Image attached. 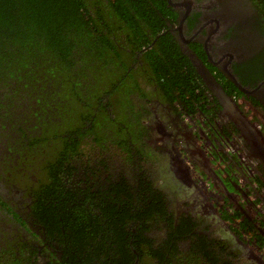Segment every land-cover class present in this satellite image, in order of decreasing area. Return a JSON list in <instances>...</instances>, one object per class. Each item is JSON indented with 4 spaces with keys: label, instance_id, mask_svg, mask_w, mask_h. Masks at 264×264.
Wrapping results in <instances>:
<instances>
[{
    "label": "flooded vegetation",
    "instance_id": "1",
    "mask_svg": "<svg viewBox=\"0 0 264 264\" xmlns=\"http://www.w3.org/2000/svg\"><path fill=\"white\" fill-rule=\"evenodd\" d=\"M234 2L249 11L241 25L229 21L231 13L222 12ZM162 3L168 10L157 13L162 29L146 28L149 45L134 54L130 73L136 83L128 79L132 91L127 98L119 92L126 68L115 70L111 85L105 82L113 78H101L107 86L96 92L100 64L95 61L86 71L79 66L86 77L84 86L72 87L69 93L62 84H53L54 78H44L32 84L24 80L16 98L0 97V264H45L59 258V240H66L62 213L91 210L105 202L107 209L117 204L128 210L119 227L130 235L122 233L118 244L130 245L136 264H264V5L261 0ZM160 39L173 42L194 72L189 88L177 93L174 102L158 95L157 84L146 81L142 86L140 70L133 72L146 64L145 52L168 47H159ZM241 51L250 56L244 58ZM204 71L237 106L236 123L220 101L223 96H215L204 83ZM200 82L206 90L196 95ZM75 92L93 100L96 120L93 114L79 120L80 125L74 123ZM111 97L125 101L123 121L112 114ZM153 116L163 131L148 125ZM119 131L123 135L118 137ZM83 133L92 140L78 137ZM55 145L60 150L50 151ZM52 153H61L55 156V168L64 160L66 166L49 175L52 168L46 170L53 177V189L48 190L50 183L39 173L52 165ZM233 156L235 162L230 161ZM217 158L225 172L221 179L214 166ZM138 167L146 169V175ZM237 184L246 196L229 200L227 193L235 194ZM205 209L206 216L196 214ZM48 211H55L59 225ZM213 215L229 235L200 231L204 224L207 230L214 226L207 225ZM140 236L145 238L142 243L137 241ZM144 244L145 251L138 254L136 247Z\"/></svg>",
    "mask_w": 264,
    "mask_h": 264
},
{
    "label": "trees",
    "instance_id": "2",
    "mask_svg": "<svg viewBox=\"0 0 264 264\" xmlns=\"http://www.w3.org/2000/svg\"><path fill=\"white\" fill-rule=\"evenodd\" d=\"M261 1L264 5V0ZM164 11L168 12L162 0H0V97L8 100L16 98L24 80L32 84L33 80L44 78H54L53 84H62L64 88H69V93L72 87L83 85L82 80L77 81V77L83 74L78 71L79 66L83 64L82 70L86 71L88 65L95 61L100 64L97 74L100 72L102 78H113L105 82L107 85L115 83L117 68H126L128 74L120 83L119 92L127 98L132 91L131 80L128 79L136 83V77L134 79L130 73L133 68L130 66L136 60L134 54L149 45L146 28L162 29L157 13L163 15ZM162 40L158 42L159 47L161 43H165ZM167 45L168 47H160L157 51L145 52L143 56L146 64L143 66L147 68L144 70L143 66L136 64L138 67L133 72L140 70L139 74L144 80L149 84H157L156 88L160 90L158 95L174 102L177 93L182 95L189 88L194 72L189 61L176 50L174 43ZM108 67L113 70L107 71ZM74 76L77 77L73 78ZM128 85L129 88H126ZM106 86L103 82L102 88ZM205 90L200 82L196 95L204 94ZM11 92L13 94L9 95ZM191 92L190 87L189 93ZM75 93L71 95L76 98L73 102L81 99V95ZM188 97L192 99L194 96ZM73 102L71 111L76 120L74 123L80 125L79 120L90 113V107L80 104L82 111L81 118L78 119L75 115L77 110L75 112L73 109L76 102L74 105ZM71 130L69 128L68 134L74 136ZM121 135L123 132L119 131L118 137ZM78 137L92 140L87 133L78 134ZM49 148L50 151L55 149L58 152L60 145ZM61 148L68 149L64 145ZM60 155L61 153H52V165L44 170V174L43 171L39 173L41 180L45 179L50 183L48 190L53 189V177L48 175L56 170L61 171L66 166L64 160L61 166L55 168V156ZM59 160L60 157L57 158V164ZM138 168L142 175H146V169ZM48 169L50 170L46 175ZM148 189L147 185L142 187L144 193ZM121 193L116 199H119ZM126 196L129 199L133 197L128 192ZM57 199L64 202L61 197ZM101 204L87 211L62 213L66 240H59L62 251L59 258L55 256V259L52 258L45 264H91L90 259L95 262L92 264H136L137 257L132 253L130 245L118 244L120 235H130L125 227H119L120 220L129 216V212H125L128 210L124 207V211L120 210L117 204L110 210L107 209L109 202ZM47 214L55 221L54 224L59 225L55 211H48ZM76 237L77 240L72 242ZM143 239V236L138 237V243H142ZM135 244L132 243L133 248ZM136 250L141 254L145 251V244L143 248L136 247Z\"/></svg>",
    "mask_w": 264,
    "mask_h": 264
},
{
    "label": "water",
    "instance_id": "3",
    "mask_svg": "<svg viewBox=\"0 0 264 264\" xmlns=\"http://www.w3.org/2000/svg\"><path fill=\"white\" fill-rule=\"evenodd\" d=\"M228 9H222V12L225 14H227L226 12L231 13V17H230V22H234L238 25H241L244 21H246L249 18V11L247 10V8L242 7L241 4L239 2H234L232 5H230L229 7H227ZM188 12V11H187ZM186 17V15L183 17V19ZM239 54H242V56L244 58L249 57L250 55H245V53H243V51L238 52ZM204 81V83L206 84V86L209 88V90L215 95V96H223V99H221V103L224 107L228 106V110H229V114L231 117V120L236 123L238 120V113L234 110L235 107H237L233 101L228 97H226V95L222 94L221 88L218 86V84L215 82V80L212 78L211 75H209L206 71H204L203 73L201 72L200 75ZM232 77H229V79H231ZM234 84L236 85L237 82L234 80L233 81ZM231 101V103H230ZM227 110V111H228ZM158 120L156 118V116H153V118H151V121L149 122L148 125H150L151 127H153V129L157 132H159L160 130L163 131L162 127H161V123H157ZM155 127V128H154ZM224 145V143L222 144ZM174 156H176V152L175 150L172 151ZM237 160V158L235 156H233L232 158H230L231 162H235ZM243 164V161L240 163ZM166 168V167H165ZM168 170H170V167L168 168ZM221 170V169H220ZM222 171V170H221ZM180 178H184V176L182 174L179 175ZM159 182V180H158ZM176 182V181H174ZM236 187L238 189L235 190V194H231V193H227L228 194V198L229 200L231 198H235V196L237 197H244L246 196L245 192L241 189V186H239L238 184L236 185ZM229 209V208H228ZM204 214H206V212H203ZM212 222H207V225H214L212 226V228L210 229H204L206 227V225L204 224L203 228H200L201 232L203 231L204 234H211L214 237H219V236H223V235H229V230L228 228H226L225 226H223L220 223H223L222 220L217 221V219L213 216L210 217V219ZM220 224V225H218Z\"/></svg>",
    "mask_w": 264,
    "mask_h": 264
},
{
    "label": "rangeland",
    "instance_id": "4",
    "mask_svg": "<svg viewBox=\"0 0 264 264\" xmlns=\"http://www.w3.org/2000/svg\"><path fill=\"white\" fill-rule=\"evenodd\" d=\"M143 68H144V70L147 68L146 66H143ZM86 77H85V74H80L79 76H78V79L79 80H84ZM101 76L100 75H98V77H97V79H96V84H98L99 85V87L96 89V92H101L100 90H101V88H102V85H103V83H102V81H101ZM141 80H142V82H141V85L143 86L144 84H145V82H146V80H144L143 78H141ZM127 84H129L128 82H127ZM105 85V84H104ZM126 88H129V85L128 86H126ZM88 103H90L91 105H90V110H91V112L88 114V115H86V117L88 116H91V115H93V114H96L97 112H95V109H93V107H94V102H93V100H91V99H88V100H86ZM125 101H123V100H116L114 97H111V108H112V114L114 115V117H116V116H118V117H120V120L119 121H123L124 119H125ZM78 111H79V113L82 111L81 109H80V107L78 108ZM79 116V115H78ZM84 119V117H82L81 118V121ZM125 133H127V132H125ZM125 136H127V135H125Z\"/></svg>",
    "mask_w": 264,
    "mask_h": 264
},
{
    "label": "clouds",
    "instance_id": "5",
    "mask_svg": "<svg viewBox=\"0 0 264 264\" xmlns=\"http://www.w3.org/2000/svg\"><path fill=\"white\" fill-rule=\"evenodd\" d=\"M84 82H85V80H83V85L82 86H84ZM75 100H76V98H75ZM76 102V103H75ZM74 103H75V105H74ZM74 103H73V105H74V107H73V109L75 110V112H76V110H77V113L75 114L77 117H78V119H80L81 118V116H80V113H79V111H78V108H79V105L80 104H83V105H85V106H88V107H90V103H88L86 100H84L83 98H82V96H81V99H79V100H77V101H74ZM245 111L246 112H248V109H247V107H245ZM90 112H91V110H90ZM71 113H72V117H73V119H74V113L71 111ZM79 115V116H78ZM84 118H86V116L84 117ZM89 118H90V116L87 118V120H89ZM238 118H240V116L238 117ZM93 119H97V115L96 114H94V117H93ZM248 119L249 120H251V115H249L248 116ZM81 120V119H80ZM91 121H89V123H90ZM96 122V121H95ZM81 123H82V121H81ZM80 123V124H81ZM88 124H83V126H84V128L87 126ZM254 127L256 128V129H259V125L257 124V125H254ZM224 139H220L219 141H223ZM222 158V160H223V157H221ZM222 160L220 159V158H217V160L215 161V164H214V166H215V171H216V176H217V178L218 179H221V178H223L224 176H225V172L223 171V166L221 165V163H222ZM209 161V164H208V167L210 166V164H211V161H210V159L208 160ZM185 169L186 168H184V171H183V174H186L185 173ZM222 171H221V170ZM221 177V178H220ZM187 196H188V194H186ZM223 195V194H222ZM206 210H208V209H205V210H200V211H196V214L197 215H203V216H206L203 212H205ZM160 225V224H159ZM220 225V224H219Z\"/></svg>",
    "mask_w": 264,
    "mask_h": 264
}]
</instances>
